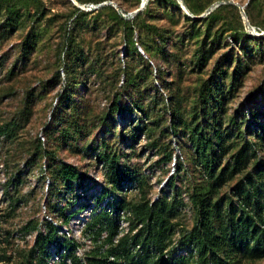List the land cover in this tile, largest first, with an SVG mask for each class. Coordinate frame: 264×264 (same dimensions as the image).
I'll return each mask as SVG.
<instances>
[{
    "label": "rangeland",
    "instance_id": "374dc122",
    "mask_svg": "<svg viewBox=\"0 0 264 264\" xmlns=\"http://www.w3.org/2000/svg\"><path fill=\"white\" fill-rule=\"evenodd\" d=\"M20 1L29 7L0 33V130L9 126L0 131V256L9 260L0 264H25L53 226L30 264L156 256L140 240L143 202L163 203L169 215L163 254L194 263L197 249L182 238L198 220L191 193L207 192L211 166L235 171L213 194L215 226L231 214L248 218L237 184L251 181L264 200V0H84L92 10L43 0L41 17ZM71 41L78 70L67 78ZM173 111L182 118L175 128ZM196 124L212 139L210 166L190 139ZM242 146L249 161L232 170ZM62 164L77 176L63 178Z\"/></svg>",
    "mask_w": 264,
    "mask_h": 264
},
{
    "label": "trees",
    "instance_id": "16d2710c",
    "mask_svg": "<svg viewBox=\"0 0 264 264\" xmlns=\"http://www.w3.org/2000/svg\"><path fill=\"white\" fill-rule=\"evenodd\" d=\"M86 4H95L93 2H84V0H77ZM33 14L38 16L44 15V1L43 0H30ZM29 7L21 3L20 0H0V13L3 14L4 22L0 25V33L4 32L7 27H10V17L14 12H19L23 7ZM193 14H198L195 9L190 5H187ZM218 7V6H217ZM78 9V8H77ZM75 9V10H77ZM92 10V9H91ZM211 10V8H210ZM29 40L25 43L24 49L27 53L32 51V44ZM64 72L67 78L78 70L79 56L77 50L74 48V42L67 44L64 52ZM113 110L117 109L116 101L111 104ZM175 110V109H174ZM175 121H177L175 123ZM182 121L181 115L177 111H173V121L170 124L174 127ZM9 126L6 124L0 131H7ZM190 131V139L193 145H196L195 152L201 153L206 159L201 161L210 166L207 158L213 160L216 152L212 151V139L207 138L204 134V127L196 124L194 127L188 129ZM219 144V143H218ZM38 147H40L38 145ZM39 149V148H38ZM209 154H207V151ZM217 155V154H216ZM171 152L166 153V158L170 159ZM249 161L247 154V148L242 146L235 154L232 170L242 169L246 167ZM211 162V161H210ZM229 168V163L224 165L222 169L215 173L212 166L209 168V177L212 180L211 185L207 186V192H201L198 189H193L191 193V200L194 206L197 208L198 220L193 225L188 234L182 238V244L187 243L197 249L198 255L196 262H191L189 258L191 256L185 255H164V232L169 228L168 220L169 215L165 211V205L163 203H154V206H150L148 202H143L138 206H135L136 215L139 220L146 221V235L142 239L144 245H153L158 249V254L152 256L148 253L141 258L131 257L128 264H241L243 260L261 259L264 258V200L259 194L253 195V183H240L235 186L236 191L243 202V208L247 209V219L240 216L238 219L235 214H231L228 221L220 219L218 226L213 223V217L215 210L213 206L215 204L212 201L214 192L220 187L226 180L227 173L235 171H226ZM58 171H60L63 178L67 181L77 176V170L68 165L62 164ZM127 176H131V173L126 171ZM233 206V205H231ZM66 216L65 221L68 220ZM240 219V220H239ZM34 228V227H31ZM56 227L50 228L48 233L44 236L39 235L34 243L32 249L29 250L26 256L25 264H30L33 251L35 247L41 251L43 247L52 241ZM137 238V237H136ZM0 256V261H8V257L3 252ZM105 262V261H104ZM102 262L101 264H105Z\"/></svg>",
    "mask_w": 264,
    "mask_h": 264
},
{
    "label": "built area",
    "instance_id": "2783aa9c",
    "mask_svg": "<svg viewBox=\"0 0 264 264\" xmlns=\"http://www.w3.org/2000/svg\"><path fill=\"white\" fill-rule=\"evenodd\" d=\"M217 4L215 3L213 6H216ZM98 5H96V4H85V8L86 9H88V10H91V9H93V8H96ZM247 28H248V30L249 31H251V32H254V33H258L257 32V29L254 27V26H251V25H249V24H247ZM259 30V29H258ZM260 32L263 34L264 33V30H260Z\"/></svg>",
    "mask_w": 264,
    "mask_h": 264
},
{
    "label": "water",
    "instance_id": "95a60500",
    "mask_svg": "<svg viewBox=\"0 0 264 264\" xmlns=\"http://www.w3.org/2000/svg\"><path fill=\"white\" fill-rule=\"evenodd\" d=\"M144 6V1L141 3L140 8Z\"/></svg>",
    "mask_w": 264,
    "mask_h": 264
}]
</instances>
